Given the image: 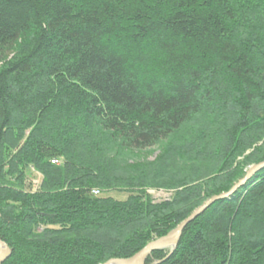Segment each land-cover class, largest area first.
Listing matches in <instances>:
<instances>
[{"label":"trees","instance_id":"obj_1","mask_svg":"<svg viewBox=\"0 0 264 264\" xmlns=\"http://www.w3.org/2000/svg\"><path fill=\"white\" fill-rule=\"evenodd\" d=\"M261 162L264 0H0L2 264L130 258ZM146 264H264V168Z\"/></svg>","mask_w":264,"mask_h":264},{"label":"water","instance_id":"obj_2","mask_svg":"<svg viewBox=\"0 0 264 264\" xmlns=\"http://www.w3.org/2000/svg\"><path fill=\"white\" fill-rule=\"evenodd\" d=\"M263 168H264V162L249 166L244 177L241 178L237 183H235L227 192L219 194L217 196H213L210 199H208L201 206L193 210L186 219H184L181 223H179L174 229L170 230L167 234H165L160 238L148 242L142 249H140L130 258L111 259L103 264H146V260L150 257V255L153 252L157 250L168 249L171 253L177 246L182 236V232L184 228L190 222H192L195 218L201 215L216 201L231 196L238 188L242 187L246 183V181H248L255 173L262 170ZM8 255H9V251L7 247L0 240V264H2L5 261Z\"/></svg>","mask_w":264,"mask_h":264},{"label":"rangeland","instance_id":"obj_3","mask_svg":"<svg viewBox=\"0 0 264 264\" xmlns=\"http://www.w3.org/2000/svg\"><path fill=\"white\" fill-rule=\"evenodd\" d=\"M13 50L11 51V53L9 52V54L6 56L7 59L10 58V57L12 58L13 55H15L17 53L16 51H18L19 49L15 48ZM187 132L188 131H185V134ZM164 145H165V143L162 144V145H157V146H155L153 148H150V149H147V150H144V151H134L131 154H126V156H125L126 159L124 160V162H126L128 165L136 164V165H141V166L143 164H146V163H152V162H154V160L157 157H159L161 154H163L162 153L163 152V148H165ZM258 146H259V143H258ZM251 153H252V150L245 151L243 156L241 158H238V161H242V159L245 158V157L251 158L252 157ZM211 163L214 164V162H211ZM181 166H183V164H182L181 161H179V168L180 169L184 168V169L183 170H179L177 172L178 175L174 176V180H172V182L181 183L180 181H182V180H180V176H179L180 174L182 176H186V180H187L188 183L192 182V181H189V180H192V179L196 178V176H197L195 174L196 172H194V170H190V169L185 168L186 165H184L182 168H181ZM204 166H206V164H204L203 167ZM248 167H247V169H248ZM40 179H41V176L38 173L30 171L28 173V182L30 183L29 189H31V187H32V189H35L37 187V185L39 184ZM185 181L183 180V182H185ZM141 182H143V180ZM151 182L152 183L150 184L151 185L150 187L144 188L142 190H143V192H145V194L153 202H161V201H164V200H169V199L172 198L173 193L176 191L174 188L168 189V188H166L164 186H162V187L158 186L157 185L158 182H160L161 185H163L162 181L160 179H158V178L152 180ZM170 185H172V184H170ZM157 186L160 187V188H156ZM124 190H127V189H123V191H121V190L120 191H111V192L103 194V196L111 197V198H113V199H115L117 201H123L129 195H131V194H128V191H124ZM98 195H99V193H98Z\"/></svg>","mask_w":264,"mask_h":264},{"label":"built area","instance_id":"obj_4","mask_svg":"<svg viewBox=\"0 0 264 264\" xmlns=\"http://www.w3.org/2000/svg\"><path fill=\"white\" fill-rule=\"evenodd\" d=\"M50 163L53 164V165H57L58 164V160H55V159L51 160ZM92 195L97 196L98 195V191L97 190H93L92 191Z\"/></svg>","mask_w":264,"mask_h":264}]
</instances>
